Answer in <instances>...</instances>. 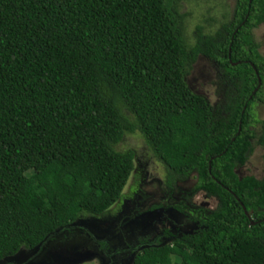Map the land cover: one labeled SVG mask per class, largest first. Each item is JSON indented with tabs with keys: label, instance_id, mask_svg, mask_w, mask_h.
I'll return each mask as SVG.
<instances>
[{
	"label": "trees",
	"instance_id": "1",
	"mask_svg": "<svg viewBox=\"0 0 264 264\" xmlns=\"http://www.w3.org/2000/svg\"><path fill=\"white\" fill-rule=\"evenodd\" d=\"M183 1L0 0V262L119 203L136 153L117 147L138 135L170 193L195 173L176 207L197 227L139 238L132 264H264V165L242 171L264 149V0H235L190 38ZM201 57L218 74L215 105L187 82ZM197 192L217 206L194 204Z\"/></svg>",
	"mask_w": 264,
	"mask_h": 264
},
{
	"label": "rangeland",
	"instance_id": "2",
	"mask_svg": "<svg viewBox=\"0 0 264 264\" xmlns=\"http://www.w3.org/2000/svg\"><path fill=\"white\" fill-rule=\"evenodd\" d=\"M235 4V0L183 1L181 12L188 15L187 36L190 38L199 24L212 26L210 29L206 27V32L215 30L224 14L227 19L232 17ZM211 19V23H207ZM253 35L260 54L264 56V24L254 29ZM217 75L214 63L201 57L194 65L187 82L192 91L206 97L215 105L219 100L215 84ZM254 112L258 120H264L263 104L254 105ZM259 128L256 125L255 130L258 132ZM117 149L133 150L136 153L135 169L119 203L100 217L80 218L73 224V234L59 233L55 239L49 240L39 249L20 251L13 262L0 264H55L54 260H57L56 263L60 262V255L52 252L57 250L56 247L69 259V264H132L135 254H129L131 245L137 244L138 239L144 236L154 238L159 235L163 228L162 220L169 216V211L173 214L170 218L172 225H169L173 232L179 228L191 231L195 225L189 223L188 217L186 219L177 216L175 209L164 211L157 207L168 208L167 204L171 202L173 205L182 202L183 197L191 193L197 183L195 173L183 181H177L175 190L170 193L165 185V167L156 160L140 136H125ZM263 154L264 149L256 146L242 171L261 175ZM193 201L197 204L209 202L208 207L211 209L217 206V200L207 198L204 192L195 193ZM98 241H106L109 246L100 248Z\"/></svg>",
	"mask_w": 264,
	"mask_h": 264
},
{
	"label": "flooded vegetation",
	"instance_id": "3",
	"mask_svg": "<svg viewBox=\"0 0 264 264\" xmlns=\"http://www.w3.org/2000/svg\"><path fill=\"white\" fill-rule=\"evenodd\" d=\"M192 201H193V199H192ZM193 203L194 204H196V205H202V206H204V207H206V208H209L208 206H209V202H203V203H201V204H197L196 202H194L193 201ZM178 204V203H177ZM176 203H175V205H173L172 204V202H171V204H167L168 206V208H162L161 206H159V207H157L158 209H164V211H168L170 208L171 209H175V213H176V215L177 216H181V217H186V219H187V217H189V216H185V214L182 212V211H180L179 210V208L178 207H176V205H177ZM209 209H211V208H209ZM168 217H166L165 219H163L162 220V226H163V228H162V231H161V233L159 234V235H155L154 236V238H150V237H148V236H144V237H142L141 239H145V238H147V240L148 241H151V240H154V239H156V238H158V237H161V240L163 241V242H170L172 239H173V237H175V236H181V235H183V234H186V233H190V232H192V230L193 229H195L197 226H196V223H193V222H191L189 219V223L190 224H193V225H195V227L191 230V231H189V230H187V228H186V230H184V229H177V231L176 232H173L172 230H171V228H170V226L169 225H172V222H171V220H170V218H171V216L173 215H171V212L169 211L168 212ZM188 224V223H187ZM186 224V225H187ZM189 224V225H190ZM188 226V225H187ZM184 230V231H183ZM186 231H188V232H186ZM158 234V233H157ZM168 234V235H167ZM140 242H139V239H138V242H137V244H139ZM107 246H109L108 244H107ZM133 245H131V247L129 248V254H132L135 250H137V249H133ZM139 247H141V246H138V248ZM127 250H128V248H127ZM118 252V251H117Z\"/></svg>",
	"mask_w": 264,
	"mask_h": 264
},
{
	"label": "water",
	"instance_id": "4",
	"mask_svg": "<svg viewBox=\"0 0 264 264\" xmlns=\"http://www.w3.org/2000/svg\"><path fill=\"white\" fill-rule=\"evenodd\" d=\"M260 87V79H259V86H258V88ZM258 88L255 90V92L258 90ZM254 92V93H255ZM48 247H49V245H48ZM40 247H37V248H35V249H39ZM35 249H33V250H35ZM51 249H52V247H51ZM56 249L57 250H55V251H52V250H50V251H52L53 253H54V255L55 254H57L58 256L60 255V262L58 261V263L59 264H69V259L65 256L64 257V254H63V252H61L60 250H59V248H57L56 247ZM21 251H23V250H21ZM32 251V250H31ZM59 252H60V254H59ZM69 255V254H68ZM70 256V255H69ZM134 257H135V255H134ZM15 258H16V256H14V257H10V258H7V259H5V260H3V261H1V262H13L14 260H15ZM133 261H134V258H133ZM133 261H132V263H133ZM0 262V263H1ZM57 262V260H54V263L55 264H58V263H56Z\"/></svg>",
	"mask_w": 264,
	"mask_h": 264
},
{
	"label": "clouds",
	"instance_id": "5",
	"mask_svg": "<svg viewBox=\"0 0 264 264\" xmlns=\"http://www.w3.org/2000/svg\"><path fill=\"white\" fill-rule=\"evenodd\" d=\"M20 252V251H19ZM8 264H11V263H8Z\"/></svg>",
	"mask_w": 264,
	"mask_h": 264
}]
</instances>
